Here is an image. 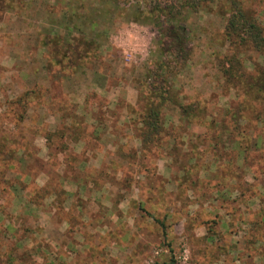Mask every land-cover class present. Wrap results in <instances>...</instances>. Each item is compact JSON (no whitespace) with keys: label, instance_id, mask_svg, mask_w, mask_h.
Segmentation results:
<instances>
[{"label":"rangeland","instance_id":"rangeland-1","mask_svg":"<svg viewBox=\"0 0 264 264\" xmlns=\"http://www.w3.org/2000/svg\"><path fill=\"white\" fill-rule=\"evenodd\" d=\"M187 1L0 0V264H264V52L227 39L232 0Z\"/></svg>","mask_w":264,"mask_h":264},{"label":"trees","instance_id":"trees-1","mask_svg":"<svg viewBox=\"0 0 264 264\" xmlns=\"http://www.w3.org/2000/svg\"><path fill=\"white\" fill-rule=\"evenodd\" d=\"M181 1L185 2L184 5H187L189 2L187 0ZM228 14L229 17L226 24V37L229 42H231V44L235 45L237 48L238 45L241 46L247 44L248 42H252L258 51L264 52V27L256 20H252L253 18L247 17V14L243 10L239 0L231 1ZM135 20H140L138 15H135ZM172 32L174 38L181 46V51L186 54L185 50L183 49V46L186 44V35L188 33L186 27L179 26V29H174ZM233 62V59H231L228 63V67L224 66L225 75L229 74L230 76L233 74ZM256 71H259V73L255 76L254 81L250 83V90L264 101V65L259 66ZM170 90L171 89L168 88L158 89V91L154 93V96L158 98L157 101H150L145 108V114L142 122L145 126H147V130L143 132L147 138L156 136L162 131V116L164 114L163 107L166 100L169 99H167V97L168 94H170ZM179 107L185 108L180 104Z\"/></svg>","mask_w":264,"mask_h":264},{"label":"clouds","instance_id":"clouds-1","mask_svg":"<svg viewBox=\"0 0 264 264\" xmlns=\"http://www.w3.org/2000/svg\"><path fill=\"white\" fill-rule=\"evenodd\" d=\"M147 34L141 35L140 31L124 26L117 30L113 36V45L116 48L124 50L128 59H132L133 54L137 51L143 52L149 41Z\"/></svg>","mask_w":264,"mask_h":264}]
</instances>
